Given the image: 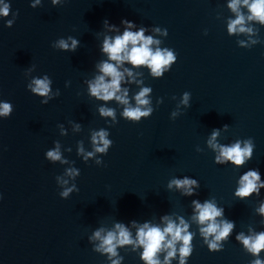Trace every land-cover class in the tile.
Segmentation results:
<instances>
[{
  "label": "water",
  "instance_id": "obj_1",
  "mask_svg": "<svg viewBox=\"0 0 264 264\" xmlns=\"http://www.w3.org/2000/svg\"><path fill=\"white\" fill-rule=\"evenodd\" d=\"M33 2L0 0V7L10 4L9 16H0V102L13 105L10 117H0V264H110L93 251L98 241L90 242L89 236L95 230L104 228L106 234L123 222L135 235L130 221L164 226V214L189 224L193 252L187 264H250L254 257L236 236L264 232V215L256 211L264 203V187L243 199L235 191L251 170H259L264 182V25L248 21L250 13L241 6L255 35H229L227 23L236 17L227 6L230 0H61L58 5L40 0L32 8ZM12 19L13 26L6 27ZM122 19L135 23L132 31L145 27V36L177 55L162 78L143 67L133 69L142 83L122 82L132 106L141 88L152 89L146 98L154 111L137 123L122 117L125 106L115 100L104 105L115 109V122L101 117L102 102L89 96L84 83L99 74L94 65L106 59L100 52L103 39L122 34ZM105 20L121 32L109 31ZM69 36L79 41L75 52L52 47ZM241 40L248 47H241ZM45 75L52 80L50 95L60 92L46 105L41 104L45 97L27 88L34 77ZM185 92L188 105L181 103ZM100 129L109 133L112 146L85 161L78 147L82 143L85 153L93 151L91 135ZM214 129L219 145L251 138L252 158L239 167L215 163L219 150L208 144ZM57 142L67 163L45 158ZM68 168L80 174L67 176ZM185 177L198 182L192 196L174 185L168 188L171 180ZM73 184L79 191L62 199L59 193ZM194 199L223 209L217 222L234 223L227 241L217 242L222 251L208 250L193 219ZM139 251L119 249L122 264H143ZM178 260L177 255L172 264Z\"/></svg>",
  "mask_w": 264,
  "mask_h": 264
},
{
  "label": "clouds",
  "instance_id": "obj_2",
  "mask_svg": "<svg viewBox=\"0 0 264 264\" xmlns=\"http://www.w3.org/2000/svg\"><path fill=\"white\" fill-rule=\"evenodd\" d=\"M39 3L40 0H35L30 6L36 8ZM51 3L52 5H58L61 0H51ZM227 6L236 14L235 19H230L227 23V33L229 35L241 33L255 35L254 29L246 26L245 15L240 11L241 6L246 7L248 13H250L247 16L248 21L255 20L260 25H264V0H243V5H241V0H230ZM9 13L10 4L5 3L0 7V16L7 17ZM14 20H7L5 26L11 28ZM104 25L109 31L121 32L120 27L109 24L107 20L104 21ZM121 25L123 26L122 34L114 37H104L100 52L106 59L94 65L99 74L94 75L93 78L86 80L84 83L87 85L89 96L102 102L98 109L101 117H112L115 122V109L104 106L108 102L115 100L125 106L121 113L122 117L127 121L137 123L141 121L142 117L149 118L154 111L150 106V100L146 98L152 89L150 87L141 88L134 96L135 106H132L128 98L129 89L125 87L122 90V82L129 84L142 83V81L136 79V76L140 75V73L134 74L133 69L143 67H147L150 70L152 77L162 78L164 73L169 71L176 62L177 55L174 50L167 47H159L161 44L159 39H155L152 35L145 36V27L141 26L137 31H132L131 29L136 27V25L127 19H122ZM154 31L165 36L168 35L167 29L155 27ZM205 35H207V32H205ZM68 41H71V44ZM258 42L257 40L251 41L252 44ZM239 44L241 47H248L243 40L239 41ZM153 45L157 47L153 48ZM78 46L79 41L69 36L67 40L59 39L52 47L75 52ZM126 63L131 65V68L125 67ZM125 74H127L128 80L125 79ZM51 83L52 80L48 75L43 78L34 77L31 83L27 85V88L33 95L45 97V99L41 100V104L46 105L49 100L60 95L58 89L54 94L50 95L52 93ZM65 86L67 87L68 84L66 83ZM189 97L190 93L185 92L181 103L188 105ZM160 102H162V99L158 100V103ZM12 112L13 105L10 102H0V117L8 118ZM171 115L175 118L178 113L174 111ZM58 127L61 130V135L67 134L63 125H58ZM80 127L79 124L75 125V130L79 131ZM218 134L219 130L214 129L211 139L208 141L209 146L213 150H219V154L215 157V163L225 164L231 162L239 167L245 164L246 158H252L255 145L251 138L244 141L237 140L230 146H224L214 142ZM108 136L109 133L104 129L93 131L91 135L93 151L85 153L81 143L78 147V154L83 155L85 161L96 153L107 154L109 147L113 143L112 140L108 139ZM241 143H243V147H241ZM68 151H71V149L69 148ZM45 158L53 163L56 161L67 163L66 160L62 159L58 142L55 148L46 152ZM101 163L100 160L96 161L98 165ZM79 174V171L75 168L65 170V175L70 177H75ZM57 180L63 184L68 183L67 180L61 181L60 177H57ZM173 185L177 189H182L183 195L186 196L194 195L195 188L199 187L195 179L187 177L171 180L168 188L171 189ZM262 187H264V182H260L259 170H251L240 177L239 187L236 189L235 195L241 199L250 197L254 192L259 195V188ZM73 190L79 191L75 184L72 187L64 188L59 195L62 199L67 198ZM192 205L194 206L193 219L201 225L199 231L201 236L204 237L208 250L210 252L222 251L223 246L217 242L221 240L227 241L233 231L234 223L227 220L217 222L216 218L222 216L223 209L218 208L210 200H205L201 204L194 199L192 200ZM256 211L264 215V203H261ZM160 219L164 226L152 224L150 221L143 223H138L136 220L130 221L131 227L136 229L135 235L125 223L115 222L113 228L106 231V234L104 228L95 230L89 236V241H98V243L94 244L93 251L104 255L110 264H122L124 257L120 255L119 249L121 248H130L132 252H138L142 249V251H139V259L143 264H172V260L176 259L177 255L179 256L178 264H187V260L193 252V247L191 246L193 233L188 231L189 224L183 217H178L179 223H176L168 214L162 215ZM210 236L212 237L211 240L208 239ZM236 240L254 257L250 264H264V259L260 258L261 252H264V232L249 236L239 233L236 236ZM178 243L180 244L179 248H177ZM165 252L166 255H163V259H161V254Z\"/></svg>",
  "mask_w": 264,
  "mask_h": 264
}]
</instances>
